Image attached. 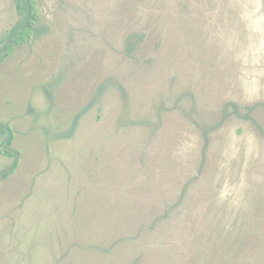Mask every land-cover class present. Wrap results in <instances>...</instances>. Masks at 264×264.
Listing matches in <instances>:
<instances>
[{
	"label": "rangeland",
	"instance_id": "374dc122",
	"mask_svg": "<svg viewBox=\"0 0 264 264\" xmlns=\"http://www.w3.org/2000/svg\"><path fill=\"white\" fill-rule=\"evenodd\" d=\"M35 2L0 264H264V0ZM23 18L0 0V48Z\"/></svg>",
	"mask_w": 264,
	"mask_h": 264
},
{
	"label": "trees",
	"instance_id": "16d2710c",
	"mask_svg": "<svg viewBox=\"0 0 264 264\" xmlns=\"http://www.w3.org/2000/svg\"><path fill=\"white\" fill-rule=\"evenodd\" d=\"M14 4L15 12L18 16H23V21L16 27L5 39L3 46L0 48V62L8 58L15 48L27 40L33 35L36 24L39 20V11L35 0H12ZM9 129L0 123V137L5 139L8 136ZM12 141V135L7 139L6 143L10 144ZM0 153L6 156H13L10 151L4 150L1 147ZM17 166L16 160L12 163V167L5 172L0 173L2 178H6L12 174Z\"/></svg>",
	"mask_w": 264,
	"mask_h": 264
}]
</instances>
